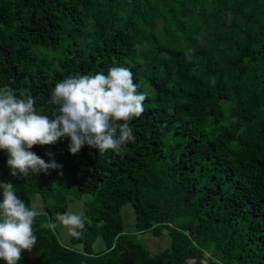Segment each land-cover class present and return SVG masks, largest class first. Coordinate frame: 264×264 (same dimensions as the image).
Wrapping results in <instances>:
<instances>
[{"label": "trees", "instance_id": "1", "mask_svg": "<svg viewBox=\"0 0 264 264\" xmlns=\"http://www.w3.org/2000/svg\"><path fill=\"white\" fill-rule=\"evenodd\" d=\"M114 66L130 69L147 94L129 121L135 142L119 154L85 145L72 155L68 138L35 145L30 151L60 167L12 182L29 207L37 197L43 205L35 256L44 264H264V0H0V88L27 90L41 114H58L57 83ZM7 160L0 150V174ZM81 196L90 197L91 223L62 246L40 225L57 223ZM125 205L137 234L166 231L169 247L152 254L124 233ZM98 239L105 250L95 254ZM19 264H28L23 253Z\"/></svg>", "mask_w": 264, "mask_h": 264}, {"label": "clouds", "instance_id": "2", "mask_svg": "<svg viewBox=\"0 0 264 264\" xmlns=\"http://www.w3.org/2000/svg\"><path fill=\"white\" fill-rule=\"evenodd\" d=\"M146 99V93L138 92L131 70L116 66L107 74L73 75L57 83L50 96V102L59 106L53 118L36 109V98L27 90L5 85L0 88V150L8 154L10 175L59 168L54 159L46 162L30 149L54 145L61 138L70 140L72 155L85 145L99 153L111 150L119 154L124 145L135 142L129 121L141 116ZM47 155L53 156L50 152ZM0 189V261L19 264L22 252L37 244L34 223L43 213L20 199L11 183H0ZM56 219L58 224L44 222L40 228L55 230L59 226L67 236L79 239L86 223H91L83 212L69 211Z\"/></svg>", "mask_w": 264, "mask_h": 264}, {"label": "rangeland", "instance_id": "3", "mask_svg": "<svg viewBox=\"0 0 264 264\" xmlns=\"http://www.w3.org/2000/svg\"><path fill=\"white\" fill-rule=\"evenodd\" d=\"M11 169L6 167L5 169L2 170L0 174V183H11L15 179V177L10 175ZM66 176L63 174L59 176L58 181H57V187H61L60 185L66 181ZM3 199V190L0 189V202H2ZM90 197L88 196H81V197H74V198H69V205L67 212L73 211V212H83L85 211V201H88ZM41 201L40 197H37L36 200L31 204V206H36L39 210L43 211L41 206ZM66 212V213H67ZM122 215H123V220H124V233L126 234H132L136 233V228H135V215L132 210V208L129 205H125L121 209ZM58 224V222H57ZM55 234L57 235V238L62 246L65 247H70V237L66 235V230L63 229L62 227H57L55 229ZM167 233L166 231L163 232L161 237H153L151 233H141L137 234L139 240L141 243L144 245L145 248L149 250L152 254H158L165 249L169 247L170 244V238L166 236ZM75 248H80V247H75ZM105 250V243L101 240L98 239L95 244L93 245V251L95 254Z\"/></svg>", "mask_w": 264, "mask_h": 264}, {"label": "water", "instance_id": "4", "mask_svg": "<svg viewBox=\"0 0 264 264\" xmlns=\"http://www.w3.org/2000/svg\"><path fill=\"white\" fill-rule=\"evenodd\" d=\"M24 254V256L27 258L28 264H44L42 263L34 254V249H32L31 251H23L22 252ZM124 264H133L132 262H126ZM189 264H209L208 262L204 261V260H190Z\"/></svg>", "mask_w": 264, "mask_h": 264}, {"label": "flooded vegetation", "instance_id": "5", "mask_svg": "<svg viewBox=\"0 0 264 264\" xmlns=\"http://www.w3.org/2000/svg\"><path fill=\"white\" fill-rule=\"evenodd\" d=\"M191 260H193V259H191ZM189 261H190V260L187 261V264H189Z\"/></svg>", "mask_w": 264, "mask_h": 264}, {"label": "crops", "instance_id": "6", "mask_svg": "<svg viewBox=\"0 0 264 264\" xmlns=\"http://www.w3.org/2000/svg\"><path fill=\"white\" fill-rule=\"evenodd\" d=\"M41 205V204H40ZM42 206V205H41Z\"/></svg>", "mask_w": 264, "mask_h": 264}]
</instances>
